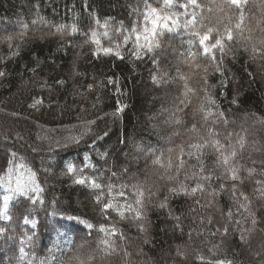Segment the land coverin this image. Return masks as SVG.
Instances as JSON below:
<instances>
[{
    "label": "trees",
    "instance_id": "16d2710c",
    "mask_svg": "<svg viewBox=\"0 0 264 264\" xmlns=\"http://www.w3.org/2000/svg\"><path fill=\"white\" fill-rule=\"evenodd\" d=\"M148 3L161 7L156 0ZM198 3L200 8L177 7L168 14L196 11L197 20L209 28L233 29V39L224 41L222 60L216 52L221 71L215 70L210 57L200 54L191 60L185 56L189 40L192 52L202 53V48L191 34L193 29L183 27L165 31L158 37L161 47L152 53L141 50L139 57L133 55L136 37L125 42L124 36L135 27L141 30L139 43H144L142 29L151 28L150 21L143 20L144 0H0V70L6 73L0 77V212L4 197L9 196L11 217L0 219V227L6 229L0 233V264H216L218 260L264 264V196L256 191L264 187L256 184L264 181V56L251 52L253 47L264 51V0H249L240 30L234 27L239 16L234 6L229 8L223 0ZM190 18L180 16L179 22ZM60 25L66 27L57 31ZM72 25L77 32H72ZM195 30L203 31L200 24ZM9 36L12 48L5 42ZM102 48L114 52L105 54ZM153 56L167 72L168 83L151 80V75H159ZM109 77L115 85L107 82ZM57 80H64V85H57ZM185 81L191 91L186 90ZM208 96L214 105L206 103ZM39 98L43 104L32 107ZM201 104L212 115L201 112ZM121 105H126L124 111L113 116ZM172 115L180 123L172 122ZM91 120L96 121L93 133L107 131L103 140L93 143L85 136L78 145L62 147L69 137L80 136L83 122ZM244 121L246 126L239 124ZM193 125L196 131H191ZM209 129L217 135L207 136ZM202 137L218 139L225 155L233 146L236 156L230 163L239 168L243 181L236 187L251 201L255 226L248 212L238 210L230 193L210 195L221 183L230 187V180H213L194 196L169 195L170 188L181 184L191 189L203 183L193 175L199 172L196 156L189 155L197 152L190 145ZM137 145L143 146L140 153ZM97 152L109 154L107 163L99 160ZM84 154L92 157L95 168L84 167L88 163L81 162ZM198 155L206 172L221 175L216 149L205 146ZM157 159L160 163L153 162ZM69 160L80 165L83 177L115 186L111 194L104 192L106 202L116 197L111 202L135 207L132 186H139L146 219L134 220L130 212L121 218L114 210L102 215L94 200L99 190L73 183L75 177L64 174ZM249 170H254L251 176ZM30 173H35L36 183L43 188L42 204L33 205L29 197L13 192L17 180L28 182ZM121 185L127 187L121 189ZM121 190L123 196L118 195ZM166 197L167 207H159ZM240 203L245 201L241 198ZM229 210L231 222L226 215ZM173 217H180V228L175 227ZM140 224L147 233L140 230ZM101 225L115 227L116 234L107 236L99 230ZM224 225L229 228L227 236L217 232ZM241 232L246 244L239 239ZM26 236L32 240L24 245ZM105 238L114 249L108 253L100 243ZM20 247L27 253L23 259ZM178 249L183 256L177 255Z\"/></svg>",
    "mask_w": 264,
    "mask_h": 264
},
{
    "label": "snow or ice",
    "instance_id": "6c2138e0",
    "mask_svg": "<svg viewBox=\"0 0 264 264\" xmlns=\"http://www.w3.org/2000/svg\"><path fill=\"white\" fill-rule=\"evenodd\" d=\"M158 4L161 5V7H152L151 4L148 3V0H144L145 3V13L143 14V20L144 21H150L151 23V28L149 29L147 26H145L142 29V34H143V40L144 43L140 44L139 40L141 38V30H138L137 28L133 27L130 31V33L126 36H124L125 42L129 39H131L132 35H135L136 37V48L133 50V55H136L139 57L140 51L143 50L146 54H150L154 51L156 48H160V42L158 37L162 36L165 31L167 32H176L178 29L183 27L184 29H193L192 35L197 38L198 41V46L202 48V53H195L192 52L190 49L193 46V41L189 40L188 45H189V51L185 53L186 57H190L191 60H195L197 55H204L206 57H210L211 61L213 62V67L215 68L216 71H221V65L217 60L216 52H220V60L223 59L224 55H226L225 51V39L227 41H231L233 39V29L232 28H226L225 32L219 31V29H213L209 28L206 25H204L201 21L197 20L198 13L196 11L188 12L184 11L182 13L177 14L176 12L172 11L171 14H168L170 10L174 8H182V9H196L200 8V4L198 3V0H186L185 3H178L177 0H156ZM224 4L227 5L229 8H232L233 6L235 9L239 12L238 16V22L235 24V29L240 30L241 26L245 20L244 16V8L245 6L249 3V0H223ZM211 9H209L210 11ZM221 11H224V8H221ZM180 16H190V19H185L183 21V24L179 22ZM42 19V18H41ZM98 22V20H97ZM107 21L105 22V26H107ZM197 24H200V28L203 29V31H198L195 30ZM66 26L65 25H60L57 28V31H62ZM71 30L73 33L77 32L78 29L75 25L70 26ZM123 27V26H121ZM91 35L93 38H95L96 33L94 31L91 32ZM105 35H107V32H105ZM12 37L9 36L5 38V42L8 44L9 48H12L13 45L11 43ZM248 39H251V37H248ZM96 43L99 44V41L96 40ZM264 43V41H262ZM101 51H103L105 54H113L114 49L113 48H102ZM245 51H248V49H245ZM252 53L264 56V51H262L259 48L253 47L251 49ZM13 55H18V52H13ZM98 54V53H97ZM116 56H120V53L117 51L115 52ZM123 59V57H120ZM185 62H189L186 60ZM152 63L156 65L157 70L159 72V75L153 74L151 75V80L153 81L154 84H166L168 83V74L166 71L163 69H160L159 67V61L156 59L155 56L152 58ZM199 67V65H197ZM206 71V69H205ZM6 73L3 70H0V77H4ZM182 79H184L182 77ZM108 83H111L115 85V80L112 77L108 78ZM65 83L64 80H57L56 84L59 86H63ZM185 88L187 91H191V89L187 88V83L185 81ZM92 87L89 86V91H92ZM43 98L37 99L32 107H37L39 105L43 104ZM206 103L210 105H214L215 101L210 97H206ZM233 103H236L235 100H233ZM126 105H121L117 107V109L112 113L113 116H117L118 114L122 113L125 109ZM200 111L201 112H206V115H212L211 111L207 110L205 107V104L200 105ZM220 113H217V116L219 117ZM170 120L174 123H180V120L175 117V115L170 116ZM226 122V121H225ZM96 121L91 120V121H84L82 124V127L84 128V131L80 134V136H72L69 137L67 140V143L62 145V147H70L73 145H78L85 136H90L91 140L93 143H95L98 140H103L105 136L108 135L107 131H104L103 135H100L99 133H93L92 132V125H95ZM191 131H196L195 125H193ZM206 135L209 137H214L217 135L216 132L213 130L209 129L206 132ZM238 143L243 146L244 144V139L240 138L238 140ZM205 146L211 147L213 149H216L219 152V158L217 160V164L223 167V172L221 173L220 176L214 175L212 171H207L205 170V166L203 164V161L200 159V150L203 149ZM190 147L194 148L197 150L196 153L189 152L190 156L195 155L197 162L199 164V172L194 173V176L198 177L199 181H203V183L197 182L196 186L188 189L185 187L183 184H181L178 188H170L168 190L169 195L172 196H179V195H184V196H194L198 191L203 192L205 191L204 184H208L209 187L211 186V182L213 180H230L233 183L231 184L230 187H225L223 183L219 185L218 190L213 189L210 195L212 196H219L221 193H230L231 198L236 201L238 210L239 209H244V211L248 212L249 216L251 217V224L255 226L257 224V220L255 218V213L251 211V201L249 198L241 192L237 187V183H243V181L240 179V176L238 175L239 173V168L237 167H232L231 166V161L236 156V152L232 149V145H229V155H225V148L224 145L220 143L218 139H212V140H205L203 137L201 138V142L195 143L190 145ZM138 150L143 151V146L142 145H137ZM149 151H155L154 149H149ZM13 157H15V153L11 154ZM96 155L99 157L100 161H103L104 163H107V159L109 154L107 152H97ZM83 161H88L87 164L84 165L86 168H95L96 165L92 163V157L88 154H84L81 158V162ZM154 163H160L159 159L154 160ZM183 165V161L181 162V166ZM65 168V175H72L74 176L73 183L79 184V185H84L87 183L88 187L94 190H99V194L95 195V203L100 209V213L104 215L107 210H114L118 211L119 215L121 218H124L125 212H130L133 214L132 218L134 220H140L143 221L146 219V214L143 211L144 208V201H143V191L139 189V186L133 185L132 187L136 189V196L137 199L135 200V207H133L132 204H126V205H118L115 204L111 201L115 200L116 197H111L109 201L104 200V192L107 191V193L111 194L115 186L111 183H108L106 185H102L97 182L96 179L94 178H85L82 176V169L80 165L76 164L75 162L69 160L65 162L64 165ZM7 171H10L7 170ZM124 171H127L125 169ZM254 170H249V176L253 174ZM113 176L116 175V173H112ZM257 185H264V181L257 180L256 181ZM121 189L127 187V185H121ZM257 192H260L262 196H264V187H258L256 189ZM14 194L22 195L29 197L32 200L33 205H35L37 202L43 203V200L41 198V193L43 192V188H41L35 181V173H30V177L28 182H24L20 179L17 180V187L16 189L13 190ZM30 193H35V196H30ZM119 196H123L124 193L123 191L118 192ZM243 199L245 203H240V199ZM10 199L9 196H5V204L3 206V211L0 212V219L4 220H10L11 217L8 215V204L7 201ZM199 203V201H197ZM159 207L165 208L167 207V197L165 200L159 202ZM35 209L33 208L31 211H34ZM171 215V213H169ZM226 215L229 218V221H232L233 217V212L229 210ZM176 220V228H180V217H173ZM69 220L72 219H77L75 217H68ZM26 222H32V221H27ZM81 223H84L85 226L88 229L94 228V225L91 224L90 222L87 221H80ZM211 223V220L208 221ZM236 224H239L240 221H235ZM100 231L106 233L107 236L115 235L117 230L115 227L111 228H106L103 225L100 226ZM140 230L147 233V228L143 226V224H140ZM182 231V229H181ZM251 231V230H249ZM6 229L3 227H0V233H5ZM217 232H220L222 235L227 236L229 233V228L227 225H224L222 230L217 229ZM122 235V234H121ZM239 239L241 243H247V238L241 232ZM32 238L30 236H26L25 239L22 241V244L27 245L31 243ZM104 246V251L105 253H108L110 251H113V246L109 239L105 238L100 242ZM145 243H148V240H145ZM19 252L21 254L20 259H23L27 253L24 251V247H20ZM125 255L127 256L128 253L125 252ZM177 255L178 256H183L184 253L181 252L179 249L177 250ZM79 260V257L76 258ZM197 259L203 260L204 257L199 256ZM80 264H83V261H80ZM211 264V262H209ZM216 264H233L232 261L228 260H218L216 261Z\"/></svg>",
    "mask_w": 264,
    "mask_h": 264
},
{
    "label": "rangeland",
    "instance_id": "374dc122",
    "mask_svg": "<svg viewBox=\"0 0 264 264\" xmlns=\"http://www.w3.org/2000/svg\"><path fill=\"white\" fill-rule=\"evenodd\" d=\"M228 123H229V125H231L232 123H235V122H233V121H228ZM237 123H238V122H237ZM239 124H240V125H245V121H244V122H239ZM246 124H247V121H246ZM245 126H246V125H245ZM247 126H248V124H247ZM261 126L264 128V123H263V125H261ZM252 131H253V129H252ZM254 131H255V130H254ZM254 131H253V132H254ZM136 151L140 153L141 150H138V148H137ZM254 161L258 162L259 159H255ZM261 164L264 166V162L261 163ZM150 165H153V163L151 162ZM100 252H101V250H100Z\"/></svg>",
    "mask_w": 264,
    "mask_h": 264
}]
</instances>
